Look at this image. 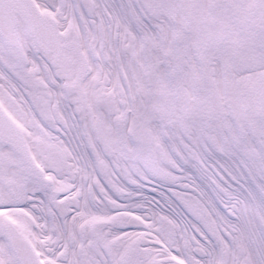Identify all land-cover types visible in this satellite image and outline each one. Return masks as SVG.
Segmentation results:
<instances>
[{"label": "snow or ice", "instance_id": "1", "mask_svg": "<svg viewBox=\"0 0 264 264\" xmlns=\"http://www.w3.org/2000/svg\"><path fill=\"white\" fill-rule=\"evenodd\" d=\"M0 264H264V0H0Z\"/></svg>", "mask_w": 264, "mask_h": 264}]
</instances>
